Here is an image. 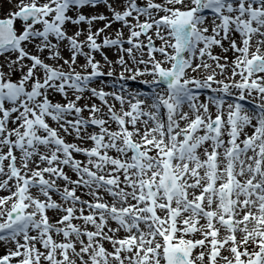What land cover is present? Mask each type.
Here are the masks:
<instances>
[{"label":"snow or ice","instance_id":"snow-or-ice-1","mask_svg":"<svg viewBox=\"0 0 264 264\" xmlns=\"http://www.w3.org/2000/svg\"><path fill=\"white\" fill-rule=\"evenodd\" d=\"M0 264H264V0H0Z\"/></svg>","mask_w":264,"mask_h":264},{"label":"rangeland","instance_id":"rangeland-1","mask_svg":"<svg viewBox=\"0 0 264 264\" xmlns=\"http://www.w3.org/2000/svg\"><path fill=\"white\" fill-rule=\"evenodd\" d=\"M130 85H132L133 87H141L140 85L137 84V82H132L129 81ZM134 84V85H133Z\"/></svg>","mask_w":264,"mask_h":264},{"label":"bare ground","instance_id":"bare-ground-1","mask_svg":"<svg viewBox=\"0 0 264 264\" xmlns=\"http://www.w3.org/2000/svg\"><path fill=\"white\" fill-rule=\"evenodd\" d=\"M4 6H7V5H4ZM131 86V85H130Z\"/></svg>","mask_w":264,"mask_h":264}]
</instances>
